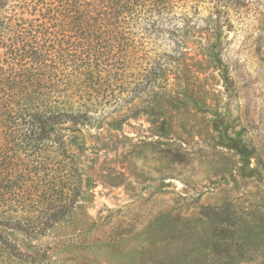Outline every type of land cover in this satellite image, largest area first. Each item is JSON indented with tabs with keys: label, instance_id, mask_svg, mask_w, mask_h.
<instances>
[{
	"label": "trees",
	"instance_id": "obj_1",
	"mask_svg": "<svg viewBox=\"0 0 264 264\" xmlns=\"http://www.w3.org/2000/svg\"><path fill=\"white\" fill-rule=\"evenodd\" d=\"M252 1L0 0V264H42L39 252L24 259L15 237L43 236L81 209L82 161H93L83 154L120 142H104L103 126L120 131L143 115L162 137L171 132V108L178 114L186 103L165 74L171 69L183 88L191 39L222 32L231 16L243 22ZM220 214L211 206L186 218L167 212L178 250L165 260L236 264L239 231Z\"/></svg>",
	"mask_w": 264,
	"mask_h": 264
},
{
	"label": "rangeland",
	"instance_id": "obj_2",
	"mask_svg": "<svg viewBox=\"0 0 264 264\" xmlns=\"http://www.w3.org/2000/svg\"><path fill=\"white\" fill-rule=\"evenodd\" d=\"M243 13V22L231 16L222 32L191 39L183 88L171 69L165 74L166 88L186 103L178 114L171 108L169 134L143 115L120 131L103 126V141L120 142L83 154L93 161H82L81 209L43 236L17 235L24 259L39 252L42 264H170L166 255L178 249L166 235L167 212L186 218L211 206L240 232L235 263L264 264V0Z\"/></svg>",
	"mask_w": 264,
	"mask_h": 264
}]
</instances>
